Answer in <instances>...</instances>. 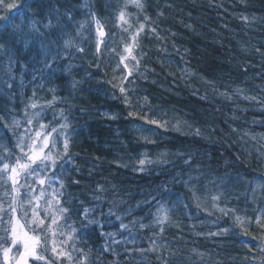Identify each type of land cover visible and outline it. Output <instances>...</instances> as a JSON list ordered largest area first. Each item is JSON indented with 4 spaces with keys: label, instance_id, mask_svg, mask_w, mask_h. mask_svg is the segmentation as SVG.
Masks as SVG:
<instances>
[{
    "label": "trees",
    "instance_id": "1",
    "mask_svg": "<svg viewBox=\"0 0 264 264\" xmlns=\"http://www.w3.org/2000/svg\"><path fill=\"white\" fill-rule=\"evenodd\" d=\"M124 2L33 0L23 14L11 9L8 28L0 29V115L10 111L23 118L34 91L38 103H44L55 89L58 100L45 110L44 122L55 115L60 123L63 109L71 126V159L57 172L65 186L63 201L72 210L68 223L78 232L75 247L87 255L88 264H264V227L256 223L264 194H253L250 184L264 182V0H143V12L129 5L133 23L145 22L144 16L150 20L140 38V65L122 82L127 71L123 65L117 68L119 56L109 50H122L121 38H127L116 19ZM5 3L21 5L23 0ZM90 11L104 24L103 54H95L94 25H86L84 53L73 49L74 55L62 54L45 69L41 44L56 40L61 29L75 36ZM8 14L0 6V15ZM30 20L38 22L39 33L30 30ZM49 20L53 28L45 29ZM14 24L21 28L15 30ZM73 80L79 81L75 90ZM121 83L127 104L113 87ZM145 113L167 121V127L146 124L140 118ZM142 135L155 143H145ZM145 152L154 163L141 170L138 160ZM161 152L168 163H155ZM189 176L194 177L190 185L198 188L200 208L184 186ZM161 186L170 193L165 200L180 201L165 231L154 235L158 228L141 230L139 224L131 234L120 229L117 215L125 224L134 217L144 224L152 220L149 207L137 204L158 197ZM217 192L224 193L219 206L234 210L229 215L212 209L211 196ZM84 208L93 209L90 216L97 224L81 225L76 213ZM236 216L246 223L238 224ZM222 229L228 231L208 235ZM110 232L122 233L115 237L119 243L102 235ZM130 235L135 244L125 242ZM152 239L155 250H149ZM73 258L79 260V252Z\"/></svg>",
    "mask_w": 264,
    "mask_h": 264
},
{
    "label": "snow or ice",
    "instance_id": "2",
    "mask_svg": "<svg viewBox=\"0 0 264 264\" xmlns=\"http://www.w3.org/2000/svg\"><path fill=\"white\" fill-rule=\"evenodd\" d=\"M33 0H23L21 5L6 4L5 0H0V6H4L9 10L8 15H0V29H7L8 23L12 19L11 9L15 8L17 14H23L22 9L27 8ZM129 5L134 6L138 12H143V0H125L123 6L117 13V27L123 33L127 34V38H121L120 44L122 50L117 51L113 47L109 51L119 56V63L123 65L127 71V75L121 77V81H126L128 76H131L140 65L143 58V53L140 52L142 48L141 34L145 33L147 29L146 21L150 17L144 16L145 22L133 23L130 14L126 11ZM162 15V13H161ZM69 20L72 17L69 15ZM244 19H247L246 17ZM38 22L30 20L29 28L34 33H39L37 27ZM86 25H94L95 27V54L99 57L103 54L102 45L107 47L106 33L104 24L95 12H89V19L79 22V27L76 28L75 36L70 32L60 30V35L56 40L50 39L48 44H41L44 56L45 69H51L52 64L57 61L61 55L67 57L74 55L75 52L84 53L85 49L81 46L85 37ZM15 30H19L21 25L14 24ZM45 29H52V21L44 24ZM90 31V30H89ZM152 33L156 32L153 27L150 29ZM43 35V33H41ZM79 39V43L77 40ZM57 40H62V46L57 44ZM29 41H25V46ZM56 46V50L51 51L52 46ZM4 45H0L3 49ZM51 56V60H49ZM134 62V63H132ZM11 64V60L9 61ZM98 66V65H97ZM69 64L66 71H70ZM38 71H43L42 69ZM9 74L11 68H8ZM79 81L73 80L71 82L72 88L75 90ZM42 86V85H41ZM9 87H12L9 84ZM113 87H118L122 95H124L125 103H128V96L126 88L123 83L120 85L114 84ZM53 93L52 99L44 103H38L36 93L33 92L29 102L24 105L23 118H17L9 111L6 115H0V258L3 264H9L10 253L11 260L14 264H30V262H43V264H64L68 261L69 264H88V257L83 253L82 249L75 247V241L78 236L77 229L73 224L68 223L71 218L72 210L65 206L63 197L65 196L64 182L60 179L57 170L61 172L64 170L65 164L70 161L69 147L71 143L70 123L64 115V110L59 111L60 123L55 122V115L53 121L44 122L45 110L52 108L58 97L55 95V89H50ZM222 95H225L222 93ZM231 97H229L230 99ZM146 99V98H145ZM31 110V111H30ZM133 115V113H129ZM146 124L155 125L157 127H167V121H161L158 118L150 117L145 113L140 117ZM144 131H152V129H140ZM176 130L180 131L177 125ZM195 134L200 135V129H195ZM145 143H155L147 136L141 137ZM160 159L155 163L166 164L168 161L164 159L165 152L159 154ZM138 160L139 165H151L154 161L148 158V154L142 153ZM185 164L191 167L189 161ZM194 177L189 176L187 180L183 181L184 186L191 193L193 201L197 208L201 207V197L198 194L196 185H190L189 181ZM252 193L260 192L264 194V182L251 181ZM57 185H59L57 187ZM98 192H103L101 186H97ZM170 195L165 186H161L158 190L157 196H150L142 202H138L137 207L141 204L147 205L150 209L152 220L148 224H144L143 218H133L128 224L123 223L121 216L117 215L116 219L121 220L120 229L128 231L130 234L132 229L139 224V228L154 229L158 228L159 233L165 231V227L172 223V213L176 210L179 199L175 202L165 200L164 197ZM223 192H217L211 196L212 209L221 212L223 215H229L234 211L231 209L221 208L219 201L223 198ZM100 200V196L94 197ZM171 203V207L169 204ZM184 207L188 208L189 204L184 203ZM154 209V210H152ZM207 210V208H205ZM93 209L84 208L83 212H77L76 215L81 217V225L87 227L88 225H95L98 223L95 217L90 214ZM112 210L109 211L111 216ZM211 214V212L209 213ZM103 215V213H102ZM264 220V209L256 216V223L261 224ZM86 222V223H85ZM238 224L246 223V221L236 216ZM228 229H222L221 232L209 233L210 236L221 235L227 232ZM102 235L111 238V243H119L115 239L117 235H122L120 232L102 233ZM63 237V239H61ZM10 240V244H9ZM126 243L135 244V238L130 235L126 238ZM156 240H150L149 250H155ZM7 245V246H6ZM110 244L105 245V251H108ZM143 252V249H136ZM79 252V260H74L73 253ZM193 252H196L193 249ZM51 253V258L49 256ZM131 254V253H129ZM203 256V253H199Z\"/></svg>",
    "mask_w": 264,
    "mask_h": 264
},
{
    "label": "rangeland",
    "instance_id": "3",
    "mask_svg": "<svg viewBox=\"0 0 264 264\" xmlns=\"http://www.w3.org/2000/svg\"><path fill=\"white\" fill-rule=\"evenodd\" d=\"M10 244V243H9ZM7 246V245H6ZM11 253H10V262L9 264H14V261L11 260ZM2 259V258H1ZM40 262H34V264H39ZM30 264H33V262H30Z\"/></svg>",
    "mask_w": 264,
    "mask_h": 264
}]
</instances>
